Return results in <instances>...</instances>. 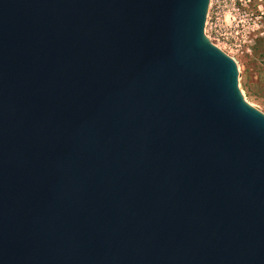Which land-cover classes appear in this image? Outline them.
Wrapping results in <instances>:
<instances>
[{
	"label": "water",
	"instance_id": "95a60500",
	"mask_svg": "<svg viewBox=\"0 0 264 264\" xmlns=\"http://www.w3.org/2000/svg\"><path fill=\"white\" fill-rule=\"evenodd\" d=\"M210 0H0V264H264V113Z\"/></svg>",
	"mask_w": 264,
	"mask_h": 264
},
{
	"label": "rangeland",
	"instance_id": "374dc122",
	"mask_svg": "<svg viewBox=\"0 0 264 264\" xmlns=\"http://www.w3.org/2000/svg\"><path fill=\"white\" fill-rule=\"evenodd\" d=\"M206 34L236 61L245 100L264 113V0H210Z\"/></svg>",
	"mask_w": 264,
	"mask_h": 264
}]
</instances>
